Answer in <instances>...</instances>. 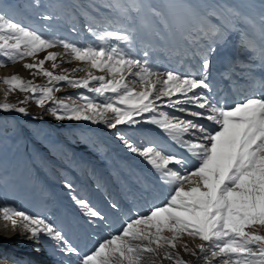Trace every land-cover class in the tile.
<instances>
[{"label": "snow or ice", "instance_id": "1", "mask_svg": "<svg viewBox=\"0 0 264 264\" xmlns=\"http://www.w3.org/2000/svg\"><path fill=\"white\" fill-rule=\"evenodd\" d=\"M33 3L40 6L39 0ZM5 7L0 4V67L31 58V63H23L24 69L33 77L47 78V85H36L18 73L4 76L0 82L7 85L5 96L17 90L31 93L18 103L33 99L57 120L103 121L169 189L165 201L127 217L121 229L97 241L84 254L46 217L2 203L0 218L6 226L22 227L30 240L48 238L62 254L80 257L79 264H192L177 249L203 259L205 264H264V234L260 232L264 228V89L228 102L213 94L209 83L210 56L230 33L239 32L242 45L255 49L244 30V25L253 24L249 15L219 0H183L178 5L141 0H131L127 6L105 3L102 7L119 10L122 22L113 27V21L105 16L102 28L86 24L93 40L80 44L47 37L7 15ZM41 19L49 21L52 17L41 14ZM259 21L264 39V0H259ZM185 25L190 30L184 38L195 46L192 56L198 57V70L160 72L149 58L154 44L164 48L173 28L180 30ZM138 31L145 33L140 48ZM58 47L63 53L51 50ZM40 53H45L43 58H38ZM260 59L264 65V45ZM72 61L78 62L76 67L55 72L61 63ZM46 62H51V69L44 67ZM237 64L244 69L242 62ZM76 72L85 75L76 77ZM225 75L230 77V73ZM136 83L141 90L133 86ZM62 85L80 90L79 94L58 99L54 92ZM85 91L95 95H85ZM73 99L82 103L68 102ZM49 101L55 107H46ZM162 106L173 111H162ZM12 108L27 112L23 106L0 103V109ZM108 113L114 115L109 117ZM140 123L156 126L162 137L185 150L186 155L169 154L155 142L137 145L117 130L118 125ZM186 156L192 158L191 163ZM66 187L72 191L70 183ZM71 198L90 222L105 219L86 198L75 194ZM111 207L119 205L112 202ZM185 236L198 238L201 243L193 248ZM34 250L39 252L40 248ZM0 264H9V258L0 255Z\"/></svg>", "mask_w": 264, "mask_h": 264}, {"label": "rangeland", "instance_id": "2", "mask_svg": "<svg viewBox=\"0 0 264 264\" xmlns=\"http://www.w3.org/2000/svg\"><path fill=\"white\" fill-rule=\"evenodd\" d=\"M2 1V5L6 6L4 10L7 15L11 16L12 18L15 17L14 19L16 20L15 15L17 14L18 18L21 19L20 22L22 24L28 25L30 28H34L42 32L47 37L56 36L70 41H80V44H87L93 40V38L87 33L85 29V25L87 23L80 18L81 10L84 9L94 16L100 18H105V16L107 19L122 18L118 9L102 7V5L106 2L105 0H39V7L34 6L33 0H15L12 2L10 0H1V2ZM145 1L151 2L155 5H161L158 3L159 0H141V2L144 3ZM219 1H221L220 3L232 5L230 0ZM115 2L119 3L120 5L127 6L131 0H115ZM182 2L183 0H179L177 3L172 0H168L165 4L173 3L178 5ZM212 2L214 3V1H210V3ZM11 3L13 8L11 5H9ZM19 7L22 10V13H29L28 18L19 13ZM73 13H75L77 17L75 18L77 23L72 20ZM41 14H47L51 16L52 19L49 21H44L41 19ZM245 26L250 27V25ZM73 28L76 29L75 32H73ZM173 29H175V27ZM182 34H179V36L170 35L166 42L170 46L173 42L180 38ZM80 35L82 38L79 39ZM185 35L182 36L180 40L184 39ZM172 47H170V49H172ZM175 47L181 54L179 59L180 62L184 63L186 60L189 62V54L185 55L183 49L177 46ZM61 50L62 51L60 53H63V49ZM42 54L44 55V53ZM43 55L39 57L43 58ZM72 62L61 63L59 67L55 69V72L59 74L64 69L76 67L78 63L75 65L74 63L72 64ZM10 65H13V63L9 62L6 66L0 67V70ZM165 65H167L165 71L174 69L178 72H181L178 67H174V64L169 59V56L167 57V60H165ZM81 66L86 67L83 65ZM44 67L51 69V62H46ZM13 73L14 72H8L4 75L0 74V78ZM74 75L76 77H82L85 75V72H76ZM20 76L23 77L25 81L30 80L36 85H47V78L43 75H37L38 77L35 76V78L33 77L34 79H28L22 75ZM0 84L3 88L0 90V103L7 102L14 104L16 107L23 106L27 109L26 113H19L15 110V108L8 110L0 109V122H2V127H0V189L4 191L7 204L11 205L10 194L11 192H14L18 195L20 200L18 202V206L20 208L28 212L32 211L39 216V211L43 208V205H45L46 201L48 200L46 193L48 190H52L54 192V198L51 199V204H54V200H60L62 203L59 214L60 219L64 221L63 214L65 213L71 218L72 216L78 218L77 220L79 221L81 228L84 229L86 235L88 234L87 237L90 240L93 239L94 233H96L95 229L91 227V231H86V226L90 224H88L90 221L86 219V216L83 215L79 207L71 198L73 194L81 198V188L71 180V176H75L77 179L79 178V185L82 184L81 186L94 190L95 186H93V183L91 182V174L85 172L87 171L86 160L92 161L94 164H96L97 159L99 158L103 161L99 162H102V167L104 168L108 166L111 170L113 167L112 161H106V159H102V157L106 156V152L103 149L104 145L108 150L112 151L113 149L114 152H112L114 153L116 159L119 160L122 158L123 161H131L137 170L142 171L137 173L134 170L135 168L133 169L132 167L134 170V177L137 174H146L148 180L152 182L154 186H156L152 189V192L155 193L156 196H158V191H167L168 188L163 186L164 184L158 180L157 176L154 174V171L151 169V166H149L138 154L131 153L129 150H127L123 143L117 138L115 130L108 128V126L103 121L93 123L91 121H75L68 119L57 120L51 112L39 108L33 99H28L23 104L18 103V101H23L26 97L31 96V93L17 90L14 92H9L8 95L5 96L7 85L3 84L2 82H0ZM79 91L80 90L70 88L67 85H62L60 91L54 92V96L60 100H67L68 97H76L79 94ZM84 94L89 96L95 95L92 93H87L86 91ZM68 102L77 104L82 103V101L76 99L69 100ZM46 107H55V105L49 101ZM61 114H63L62 111ZM113 115L112 113L107 114L109 117ZM4 122H6L5 125L3 124ZM71 125L74 127V129H72V132L70 133L68 132L67 126ZM18 126L26 131L25 139H27V144ZM83 126H89L90 128L84 127L86 128L84 129ZM100 129L105 131H100ZM123 129L125 130L126 127H122V125L117 126V130L124 134L129 140H131L134 136L132 131L127 129L124 131ZM83 130L87 134V138L85 140L86 143L80 149L76 148V145L79 144H73V149H76V151H73L70 149V147H68L70 144V136L71 138L74 137V143H77L79 142L78 137H81L79 135V131L82 132ZM94 132L100 135L102 140L100 143H106L110 145L112 149L106 144H103L102 148H99L97 138L93 135ZM115 164L117 167L121 166L120 162ZM93 167H96V165H93ZM79 176H86V180H83ZM67 183L72 185V191L66 187ZM158 199L161 201V196H159ZM88 201L92 203L91 198H88ZM1 219L2 218H0V220ZM44 238L53 248V250H59L53 246V242L51 240L46 237ZM0 239V255L10 257L9 260H11V263L16 262L18 258H13L12 253L8 254L6 252L8 246L1 247L2 233H0ZM10 239L12 238L10 237L9 240ZM31 242L32 244L26 245L25 248L28 249V252L32 253L33 243H37V241L31 240ZM4 244L11 245L13 249L16 248L15 242H4ZM44 248L46 247L44 246ZM177 250L180 252L181 257H183L185 261H191L192 264H205L203 259L196 261L197 259L195 257H193V259L191 258V254L183 252L182 249ZM35 254L36 253L33 255ZM75 264L79 263L77 262ZM164 264H169V262L164 261ZM218 264H221V262H218Z\"/></svg>", "mask_w": 264, "mask_h": 264}, {"label": "bare ground", "instance_id": "3", "mask_svg": "<svg viewBox=\"0 0 264 264\" xmlns=\"http://www.w3.org/2000/svg\"><path fill=\"white\" fill-rule=\"evenodd\" d=\"M105 1H106L105 3H116L115 0H105ZM167 1L168 0H159L158 3L163 5ZM172 1L177 3L179 0H172ZM210 1H214V3L217 2V0H206V2L208 3H210ZM230 1L233 6L237 7L242 13L249 15L253 19V24H251L250 27H246L244 25V30L247 31L249 38H251L252 41L254 42L255 49L250 50L244 47L242 45V40H241V36L239 35V32H232L226 37V42H221L220 46L210 56L212 63L209 74V83L211 84L212 93L215 94L218 98H223L224 96L222 93L229 91L230 88L236 83L242 85L245 83L246 79H248L250 76L255 75L257 72H259L260 69H264V65H262L260 59L262 45H264V39H262L260 32L259 0H230ZM145 3L152 4L151 2L148 1H145ZM80 12H81L80 18L87 24H92L93 27H95L96 24H99L102 28L103 25L106 23V19L103 17L100 18L94 16L93 14L87 12L84 9L81 10ZM75 18L77 17L75 13H73L72 20L75 23H77ZM110 20L113 21V27H115L118 23L122 22V18L110 19ZM213 22H215V20ZM189 30L190 28L187 25H185L180 30H177L175 28L172 30L171 36H179V34L184 33L181 35L182 37L185 34H187ZM193 35L195 34L193 33ZM136 37H137V48H140L142 47L140 41L145 39V33L143 31H138L136 33ZM80 38H82L81 35L79 36V39ZM180 38H178L170 46L166 42L164 48H161L158 45V43L154 44L149 58L151 62L154 64V66H156V68L160 72L162 73L166 72L165 70L167 65H165V60H167L168 56L171 62L174 64V67H178L181 70V72L184 70L187 71L198 70V63H197L198 57L194 58L192 56V51L196 50L195 46L189 45L188 41L185 40V38L181 40ZM77 42L79 43L80 41ZM173 45L183 49L184 53L187 51V54H189L188 55L189 62H187V60L184 63L180 62L179 59L181 54L179 53V50L176 49V47ZM170 47H172V49H170ZM61 49L58 47L51 50L60 53L62 51ZM140 54L142 55V53ZM41 55L43 54L41 53L40 55H38V57L39 56L41 57ZM237 61L243 63V65L245 66L244 69L238 66ZM24 62L31 63L32 59L30 58V59H26L25 61H19L17 63H14L13 65H10L0 70V74L4 75L5 73L8 72H14V73L16 72L22 76L27 77L28 79H32L33 76L31 75L30 71L24 69L23 67ZM73 63L76 65L78 62L73 61L72 64ZM248 69H251V71H248ZM225 73H230V77L226 76ZM129 83L131 84V81H129ZM133 86L136 88L137 91L141 90V85L139 83H136ZM2 89H3L2 85L0 84V90ZM160 110L167 112L173 111L172 109H169L165 106H162ZM176 114L179 115V113ZM145 116H147V114H145ZM84 127L86 126H83V128ZM122 127H126L127 130L132 131L134 136L132 137L131 141H133L137 145L147 146L150 142H155L163 146L169 154L175 153L177 155H186L185 150L174 145L170 140H168L167 137H162L160 135L159 130L154 125H151L149 123H140L138 125H131V126L122 125ZM86 128H90V127H86ZM67 129L68 132L71 133L74 127L72 125L67 126ZM82 132L79 131V135L81 137H78L79 142L77 143H74L75 138L74 137L71 138L70 136V140H69L70 144L68 145V147H70V149H72L73 151L74 150L76 151V149H73L74 148L73 144L74 145L79 144L76 145V148L80 149L86 143L85 140L87 138V134L86 132H84V130ZM93 135L97 138L98 147L102 148L103 144L100 143V140L98 138L99 137L98 133L94 132ZM103 149L106 152V156L102 157V159L103 160L106 159V161L107 160L112 161L113 167L111 170L108 166L103 168L102 167L103 161L99 158L97 159L96 164H94L92 161L86 160L87 171L85 172L91 174L90 178H91V182L93 183V186H95L94 190L87 189L81 186L82 184L79 185L78 182L79 178L77 179L75 176H71V180L81 188V193H80L81 198H86L87 200L88 198H91L92 203L90 202L89 203L94 208L98 209L105 217V219L102 221L99 219H93L91 222H88V224L89 223L90 224L86 226V231L90 230L91 227L94 228L96 231V233H94L93 239L90 240L87 237L88 234L86 235L84 229L81 228L80 223L77 220L78 218L74 216H72L71 218L68 214L65 213L63 214L64 221L60 219L59 214L62 203L60 200L59 201L54 200V204L53 205L51 204V199L54 198V194H53L54 192L52 190L47 191L46 197L48 198V200L46 201L45 205H43V208L39 211L40 213L39 216L46 217L48 220H50L52 223L57 225L59 228H62L65 235L71 241L73 246L78 248L82 254L87 253L90 249H92L94 245H96L97 241H102L103 239L108 238L110 234H115L117 230L121 229V226L123 223H125L127 217L132 216L137 212L143 213L151 205L153 204L159 205L162 201H165L169 191V189H167L166 192L158 191L157 192L158 196H156V194L152 192V189L155 188L156 186H154V184L148 180L146 174L144 173L137 174L134 177L133 175L134 170L137 173L142 171L137 170L134 167V165L131 163V161H123L122 158H120L119 160L116 159L114 153L111 150H108L105 147V145ZM186 158L189 160L190 163L192 162V158L190 156H186ZM100 161L102 162L99 163ZM119 162L121 163V166L117 167L115 163H119ZM93 165H96V167H93ZM132 167L133 169L134 168L135 169L133 170ZM79 177H81L83 180H86V176H79ZM159 196H161V201L158 199ZM19 201L20 200L18 198V195L14 192H11L10 194L11 205H16L19 209H22L18 206ZM112 202L117 203L119 207L113 209L111 207ZM2 203H7V200H6V196L4 195V191L0 189V204ZM28 213L37 215L32 211ZM86 219L88 218L86 217ZM25 232L26 231L22 227L13 228L10 225V223H8L6 226V222L3 219L0 220V233H2L1 247L8 246L6 252L8 254L12 253L13 258L17 257L18 258L17 261H20V264L21 263L22 264H75L77 262L79 263L80 257H77L75 254L64 255L59 250H55V249L53 250V248L48 244L46 239L42 236L40 240L37 241V243L36 242L33 243L32 246V247L34 246L37 247V245L39 244L38 247L40 248V251L37 253L43 254L44 257V258L42 257V259L39 260L36 256L33 255L36 251L33 250V252L31 253L28 252L27 248H25L26 245L32 244L31 240L28 238L29 234ZM260 232L261 234L262 233L264 234V228H261ZM10 237L12 239L9 240ZM184 240L187 241V243L193 248L195 247L196 244L201 243V241L198 238L193 239L188 236H185ZM4 242L6 243L15 242L16 248L13 249L11 245L9 244L6 245L4 244ZM44 246L46 248H44ZM191 258L193 259V256H191ZM44 259H46V261H44ZM14 263H11V260H9V264H14Z\"/></svg>", "mask_w": 264, "mask_h": 264}, {"label": "crops", "instance_id": "4", "mask_svg": "<svg viewBox=\"0 0 264 264\" xmlns=\"http://www.w3.org/2000/svg\"><path fill=\"white\" fill-rule=\"evenodd\" d=\"M11 2L12 1H15V0H10ZM0 4H3V1L1 2V0H0ZM9 5H11L12 6V8H13V5H12V3L11 4H9ZM10 7V6H9ZM19 13L21 14V15H23V16H25V17H29V13L28 12H26V14L25 13H22V10L20 9V7H19ZM16 16V20H18V21H21V19L20 18H18V15L16 14L15 15ZM15 18V17H14ZM34 20H36V19H34ZM37 21V20H36Z\"/></svg>", "mask_w": 264, "mask_h": 264}, {"label": "trees", "instance_id": "5", "mask_svg": "<svg viewBox=\"0 0 264 264\" xmlns=\"http://www.w3.org/2000/svg\"><path fill=\"white\" fill-rule=\"evenodd\" d=\"M4 125L6 124V122L3 123ZM0 127H2V122H0Z\"/></svg>", "mask_w": 264, "mask_h": 264}, {"label": "water", "instance_id": "6", "mask_svg": "<svg viewBox=\"0 0 264 264\" xmlns=\"http://www.w3.org/2000/svg\"><path fill=\"white\" fill-rule=\"evenodd\" d=\"M20 130H21L22 134H24L23 130H22V129H20ZM25 142H26V141H25Z\"/></svg>", "mask_w": 264, "mask_h": 264}]
</instances>
